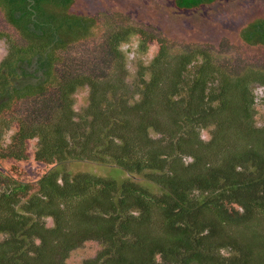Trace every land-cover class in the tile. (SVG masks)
Listing matches in <instances>:
<instances>
[{
    "label": "trees",
    "instance_id": "1",
    "mask_svg": "<svg viewBox=\"0 0 264 264\" xmlns=\"http://www.w3.org/2000/svg\"><path fill=\"white\" fill-rule=\"evenodd\" d=\"M73 1L0 0L5 22L24 40L0 30V98L19 103L53 91L32 118L0 105V264H68L90 240L100 249L80 264H264V123L255 121L264 114V68L228 73L210 60L220 62L212 46L173 45L154 30L106 19L112 38L104 51L116 61L124 63L131 40L136 53L152 54L137 58V91L117 96L127 86L120 75L55 68L58 52L99 32L103 19L70 12ZM214 1L173 0L180 10ZM238 34L264 46V17ZM34 56L45 80L14 86L17 62ZM85 84L80 114L71 98ZM49 104L52 114L40 116ZM224 132L236 148L222 143Z\"/></svg>",
    "mask_w": 264,
    "mask_h": 264
},
{
    "label": "rangeland",
    "instance_id": "2",
    "mask_svg": "<svg viewBox=\"0 0 264 264\" xmlns=\"http://www.w3.org/2000/svg\"><path fill=\"white\" fill-rule=\"evenodd\" d=\"M70 12L79 15L99 16L100 21L103 18L98 25L101 30L99 29L98 32L94 28L93 32L86 38L69 44L65 50H60L57 54L55 68L59 70V75L64 73L65 76H77L85 73L84 75H90L89 78L102 75L104 78L113 79L115 75H120L122 79H125L127 86L120 87L117 96L127 97L128 93L132 96L137 91L132 87V84L138 80L137 58L149 60L152 54L141 52V55V53H136L134 51L135 41L131 40L128 42L130 49L123 58L124 63L116 61L113 56L112 58L110 53L107 54L104 51V47L107 48L108 46V40L112 38L111 32L105 31L106 19L111 21L114 28L132 25L154 30L173 45L180 43L212 46L219 50L218 53L213 54L215 56L221 54L217 58L220 62L205 56L196 58L199 60L210 58L221 70L228 73L234 74L237 70L245 69L243 67L246 65L255 69L264 68V46L246 45L238 34L241 27L248 22L255 18L264 17V0H215L190 10L178 9L173 0H74ZM0 30L10 34L17 41L21 40L17 31L5 22L1 11ZM21 43H24V40H21ZM121 50H125L124 44L121 45ZM6 52V45L3 40H0V59L4 57ZM199 60L194 59L192 64L200 62ZM45 78L46 76L41 77L43 81ZM87 85L89 86V84H85L72 94L71 99L74 102L73 106L77 111H75L76 113L83 114L86 109L90 90V86ZM52 92L49 91L37 98L34 96L21 97L18 99L19 101L17 100L19 103H7L3 97L0 98V105L4 102L6 105L3 107L12 105V108H15L13 111L20 118L28 119L27 117L36 116L33 113L34 110L41 107L40 104L46 101L44 99L48 95L51 97ZM52 102L55 104V99ZM55 107V105L50 106V104L43 105L40 116L52 114V109ZM160 114L164 115V111H161ZM159 119L163 123V118L160 117ZM255 121L264 123V114L261 117L258 116ZM83 128L85 126H80L81 130ZM9 131L13 132V129ZM150 131L151 137L160 136L157 132ZM213 131L217 132L215 129ZM232 133L235 131L230 132V134ZM225 134L230 135L224 132L222 143L230 150L236 148L238 141L234 140L231 135L226 136ZM201 136L204 139L209 138L211 136L210 129L202 130ZM7 143L8 141L5 144ZM188 160L189 158L186 157V161ZM77 167L81 170H97L105 175H110L113 172L110 171L111 169L94 167L91 164H80ZM50 225L51 220L48 219L46 226ZM99 249L98 242L86 241L70 253L67 263L80 264L83 260L95 256ZM225 252L228 253V250Z\"/></svg>",
    "mask_w": 264,
    "mask_h": 264
},
{
    "label": "flooded vegetation",
    "instance_id": "3",
    "mask_svg": "<svg viewBox=\"0 0 264 264\" xmlns=\"http://www.w3.org/2000/svg\"><path fill=\"white\" fill-rule=\"evenodd\" d=\"M44 67L38 60V57L34 56L29 61L23 60L18 61L16 64L17 76L11 77L10 80L14 83L16 87H23L29 83H37L41 79L44 71ZM10 88V87H9ZM6 94H3L1 97H5ZM7 97H5L6 99Z\"/></svg>",
    "mask_w": 264,
    "mask_h": 264
}]
</instances>
